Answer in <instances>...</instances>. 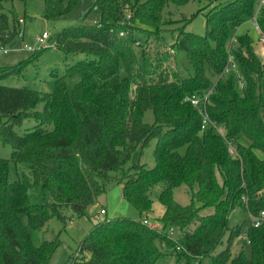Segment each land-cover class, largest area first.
<instances>
[{
    "label": "trees",
    "instance_id": "trees-1",
    "mask_svg": "<svg viewBox=\"0 0 264 264\" xmlns=\"http://www.w3.org/2000/svg\"><path fill=\"white\" fill-rule=\"evenodd\" d=\"M14 1L0 0V48L12 47L23 34V20L4 12V3ZM191 1L198 0H96L99 23L68 27L57 37L55 48L78 61L64 75L54 74L53 93L5 84L23 76L48 48L14 68H0V145L13 150L10 159L0 158V264H49L59 241L36 245L32 232L54 217L66 223L67 210L84 217L106 193L111 173L120 174L123 197L141 220L97 223L80 244L89 257L71 258V264H154L161 256L157 241L170 239L168 227L184 230L177 246L169 243L188 264L205 257L212 264H264V224L248 227L250 255L244 250L232 254L243 225L229 224L238 208L248 206L253 216L264 211V61L254 49L256 34H238L231 44L261 0H217L205 16L204 36L183 30L175 37L165 29L166 11ZM78 2L45 0V18L63 16ZM129 14L130 22L150 29L154 51L148 42L143 50L150 69L135 52V29L126 24ZM258 22L264 32V6ZM173 38L171 46L186 55L193 75L182 77L165 66L169 57L162 49ZM230 55L243 88L237 73H224ZM74 76L79 82L70 90L68 80ZM211 90L206 112L224 127L235 155L212 127L202 130L200 113L186 101ZM146 111L153 112L154 124L144 121ZM31 120L36 125L21 132ZM153 140L156 166L149 169L141 160ZM12 163L27 169L14 182ZM183 185L191 197L188 206L174 197ZM38 189L41 202H32L31 192ZM154 195L165 207L162 230L143 222L153 212ZM193 223L195 229L188 230ZM225 237L226 248L215 253Z\"/></svg>",
    "mask_w": 264,
    "mask_h": 264
},
{
    "label": "rangeland",
    "instance_id": "rangeland-1",
    "mask_svg": "<svg viewBox=\"0 0 264 264\" xmlns=\"http://www.w3.org/2000/svg\"><path fill=\"white\" fill-rule=\"evenodd\" d=\"M224 1V0H222ZM221 1V2H222ZM220 1L217 0H198L191 1L184 6H171L166 11V19L168 25L165 29L171 30L172 34L177 37L179 32L187 31L200 36L206 34V14L209 13ZM96 0H79L77 6L69 13L60 16L58 18L47 20L45 18V0H29L27 2L21 0H15L14 2L4 3V12L10 17L12 13H16L19 19L23 20V34L17 40L16 44L12 47H6L8 52L0 50V68H14L21 63L31 59L36 53H38L42 46L38 43V38L42 37L44 33H48L50 38L46 41L44 48H48L43 52L40 58L32 65L27 67L23 76L15 77L8 80L5 84L14 87H25L33 90H37L44 93H53L55 89L54 74L60 76L64 75L68 68L75 65L78 61L72 55H66L64 52L55 48L57 37L66 28L77 25H96L101 21V11L95 6ZM127 26L132 27L134 31L135 39L140 46L135 47V52L140 61V64L150 69L151 66L145 61L143 57V50L149 40V34L140 23L130 22L126 19ZM186 25V26H185ZM239 34H249L254 36L255 32L250 21L244 23L240 29ZM169 44L166 49H162L165 53H168V61L165 66L172 67V69L179 71L182 77L193 75V68L189 65L186 55L180 50L171 46L174 45L175 40L169 39ZM149 43V42H148ZM151 50L154 51V44L152 41L149 43ZM148 45V46H149ZM254 49L256 54L264 61V48L259 46L257 41H254ZM33 47L36 52L26 50V47ZM147 49V48H146ZM124 76V73H122ZM217 78L212 77V81L215 82ZM79 82V77L74 76L68 80L69 89L73 90L76 84ZM38 109H42V105ZM144 121L150 125L155 123V116L152 111H146L144 114ZM36 125L34 120L25 121L24 126L19 129L21 132L25 127L32 128ZM156 147V141L153 140L150 145L144 150L142 156V163L149 169L156 166V159L154 156V150ZM12 147L9 144L0 145V158L10 159L12 156ZM27 171L23 164H11L10 167V181L14 182L19 179L22 172ZM112 181L106 185V193L101 195L98 202L92 208L86 211L84 217L75 215L71 210H67L65 215L67 222L64 223L60 219L54 217L51 218L46 226L40 231L32 232L33 240L36 245H40L44 241H59L60 245L54 253L49 264H71V258L75 260H82L89 257L88 253H81L80 244L84 238L90 233L91 229L97 223L103 222L106 219L115 218H128L132 220H141L138 210L123 197V185L119 183L121 176L119 173H111ZM221 181V180H220ZM156 193H160V187L155 189ZM32 202H41V196H39L40 189L33 191ZM174 197L176 202L182 206H188L191 204V197L188 192L187 186L183 185L178 187L174 191ZM154 205L153 212L148 213V222L156 229H163L161 218L164 214L165 207L159 202L156 195L153 196ZM246 199V198H245ZM247 202V199L245 200ZM198 207H201L200 202L197 203ZM106 210V215H101V210ZM212 209L202 210L201 215L209 214ZM250 211L248 206L238 208L235 210L229 218V224L233 228L237 225H243L241 236L236 240L232 247V254L236 255L240 251L244 250L246 255H250V245L242 239V235L247 233L248 227L251 224ZM27 223V220L25 221ZM197 223H193L188 227V230L195 229ZM175 229V234L170 236L171 229ZM166 232L170 236L169 241L159 240L156 243L158 253L161 255L154 264H188L185 258H177L175 247L177 246L183 237L184 230L180 227H168ZM170 242V243H169ZM227 246V237L224 238L223 244L218 247L215 253H219ZM196 263V261H193ZM200 264H212L211 257H205L200 261ZM196 263V264H197Z\"/></svg>",
    "mask_w": 264,
    "mask_h": 264
},
{
    "label": "built area",
    "instance_id": "built-area-1",
    "mask_svg": "<svg viewBox=\"0 0 264 264\" xmlns=\"http://www.w3.org/2000/svg\"><path fill=\"white\" fill-rule=\"evenodd\" d=\"M264 6V0H261L259 5L257 6L256 8V13L254 15V17L250 20V23L252 24L253 28H254V32L256 34V41L258 43L259 46L263 47L264 48V32L258 22V14L261 10V8ZM128 20L131 19V15L129 14L127 16ZM242 27V26H241ZM241 27H239L236 31V34L234 35V37L232 38L231 40V44L233 43H236V39H237V35L239 34L240 32V29ZM111 32H113V29L111 30ZM119 36L121 37H124L125 36V32L122 31L119 33ZM50 38V35L48 33H44L42 35V37H39L38 38V43L42 46V49L44 48L43 46L46 45V41ZM140 43H137V46H139ZM0 50H3L4 52H8V49L7 48H0ZM26 50L28 51H32V52H36L37 50L34 49L33 47H26ZM231 72H235L237 73V75L239 76V81H240V88H243L244 87V84L242 82V76L239 74V71H238V66L236 64V62L234 61L232 55L229 56V63H228V66L225 70V75L226 74H229ZM212 93V90L211 91H208L207 93L205 94H193L191 96H188L186 98V101L189 102L193 108H195L201 115L202 117V130H205L207 127H212L222 138H224L228 144V147H229V151L232 155H235L236 154V151H235V148L232 144V142H229L227 140V135H226V130L224 129V127L214 123L210 117L208 116L207 112H206V104H207V101H208V98L209 96L211 95ZM246 199L244 198V201ZM100 214L101 215H106L107 212L106 210H101L100 211ZM251 217V224L258 228L260 227L261 225L264 224V211H262L261 213H259V215L257 216H253V215H250ZM143 222L147 225H149L150 227L152 228H155L153 227L151 224H149L148 220L144 218ZM175 229H171L170 231V236H172L173 234H175ZM242 239H245L249 244H250V240H249V237H248V234L247 233H244L242 235ZM177 250H180V248L178 247ZM198 264V263H197Z\"/></svg>",
    "mask_w": 264,
    "mask_h": 264
},
{
    "label": "crops",
    "instance_id": "crops-1",
    "mask_svg": "<svg viewBox=\"0 0 264 264\" xmlns=\"http://www.w3.org/2000/svg\"><path fill=\"white\" fill-rule=\"evenodd\" d=\"M95 208H92L91 211H93Z\"/></svg>",
    "mask_w": 264,
    "mask_h": 264
}]
</instances>
